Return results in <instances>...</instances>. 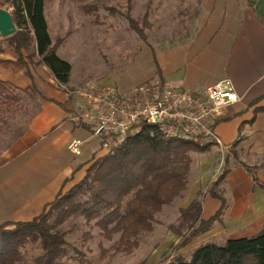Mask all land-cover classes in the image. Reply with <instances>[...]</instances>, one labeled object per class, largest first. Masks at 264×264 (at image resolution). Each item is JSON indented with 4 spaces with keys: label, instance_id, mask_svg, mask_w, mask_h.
Returning <instances> with one entry per match:
<instances>
[{
    "label": "crops",
    "instance_id": "obj_1",
    "mask_svg": "<svg viewBox=\"0 0 264 264\" xmlns=\"http://www.w3.org/2000/svg\"><path fill=\"white\" fill-rule=\"evenodd\" d=\"M58 11L55 25L62 31ZM199 21L197 37L160 50L154 57L156 65L143 79L158 76L165 87L190 88L231 80L240 100L210 119L209 125L216 122L213 132L221 142L214 140L210 152L229 156L230 172L222 184L227 201L224 227L240 228L237 234L245 228L254 235L264 227V100L253 103L264 95V0H200ZM63 44L57 47L60 56ZM2 47L0 59H17L6 43ZM30 70L33 84L49 100L21 91L19 108L0 111L7 115L0 116V124L13 130L0 147V224L30 221L40 215L62 189L84 177L89 162L105 154V150L99 151L100 137L74 119L77 97L73 90L77 85L71 80L68 85L59 83L45 65ZM28 76L25 68L0 69V80L21 89L31 86ZM21 110L22 117H18ZM74 138L83 141L81 155L68 149ZM221 205L219 199L206 195L204 217L212 216Z\"/></svg>",
    "mask_w": 264,
    "mask_h": 264
},
{
    "label": "trees",
    "instance_id": "obj_2",
    "mask_svg": "<svg viewBox=\"0 0 264 264\" xmlns=\"http://www.w3.org/2000/svg\"><path fill=\"white\" fill-rule=\"evenodd\" d=\"M47 5L48 0H0V7L11 8L17 26L13 35H0V49L6 43L18 56L0 59V69L25 68L31 76V66L45 65L59 83L66 85L71 79L72 64L57 53L61 41L52 42ZM132 25L143 35L133 20ZM32 46L35 50H31ZM26 90L49 100L35 84L21 89L0 80V111L13 106L17 109L20 92ZM262 100L264 95L253 103ZM215 124L210 125L212 130ZM202 135L187 140L171 139L158 126L137 124L125 143L89 162L84 177L71 188L62 189L40 215L30 221L0 224V264H69L74 258L83 260L81 254L71 256L75 248L59 229L71 217L83 218L89 224L95 221L105 238L119 236L113 249L126 255L133 253L140 246V236L153 232L155 215L187 189L192 153L207 152L216 144L211 138L202 144ZM229 163L227 155L223 172L208 189L212 197L222 202L216 213L208 218L203 216V191H198L189 206L181 209L179 221L170 225L181 238L175 252L211 230L216 222H223L226 199L218 186L230 172ZM28 245L40 249V253L31 254ZM166 264H264V230L249 237L229 239L222 245L203 243L190 258L178 253Z\"/></svg>",
    "mask_w": 264,
    "mask_h": 264
},
{
    "label": "rangeland",
    "instance_id": "obj_3",
    "mask_svg": "<svg viewBox=\"0 0 264 264\" xmlns=\"http://www.w3.org/2000/svg\"><path fill=\"white\" fill-rule=\"evenodd\" d=\"M56 10L61 15L62 31L55 25ZM47 15L51 19L55 42L64 41L65 47L60 54L72 64L70 80L71 84L77 85L74 89L88 83L113 85L124 97H128L139 84L158 79V76L146 79L143 76L153 70L156 65L154 57L160 50L197 37L200 0H48ZM132 20L143 35L132 28ZM30 79L33 86L34 79ZM20 94L22 105L23 95ZM16 107L19 108V105ZM2 115L4 118L7 116L6 112L0 113ZM12 131L7 125L0 124V147L8 142ZM209 139L203 134L200 142L205 145ZM99 151L104 150L100 148ZM211 152L192 153L187 189L155 215L153 232L142 234L139 248L131 254L126 255L112 248L118 235L107 239L95 226V221L89 224L83 218L71 217L59 229L65 232L66 239L76 249H72L71 256L81 254L83 260L74 258L69 264H166L178 253L190 258L193 250L203 243L222 245L229 239L252 236L254 232L251 230L246 232L242 228V234H237L240 228L227 230L223 222L215 223L209 232L175 252L181 238L170 229V225L179 221L181 209L189 206L198 191H203V198L211 196L208 189L224 170L226 154ZM223 183L218 186L222 193ZM191 194L194 196L190 199ZM262 230L264 227L258 232ZM27 249L34 255L40 253V249H32L30 245Z\"/></svg>",
    "mask_w": 264,
    "mask_h": 264
},
{
    "label": "built area",
    "instance_id": "obj_4",
    "mask_svg": "<svg viewBox=\"0 0 264 264\" xmlns=\"http://www.w3.org/2000/svg\"><path fill=\"white\" fill-rule=\"evenodd\" d=\"M74 94L77 97L74 119L100 137L105 152L125 143L141 122L158 126L166 138L187 140L205 134L220 144L210 128V119L224 106L240 100L229 79L203 88L165 87L155 79L139 84L128 97L113 85L88 83L75 89ZM82 144V140L74 138L68 149L81 155Z\"/></svg>",
    "mask_w": 264,
    "mask_h": 264
},
{
    "label": "water",
    "instance_id": "obj_5",
    "mask_svg": "<svg viewBox=\"0 0 264 264\" xmlns=\"http://www.w3.org/2000/svg\"><path fill=\"white\" fill-rule=\"evenodd\" d=\"M17 31L10 9L0 7V35L3 38L13 35Z\"/></svg>",
    "mask_w": 264,
    "mask_h": 264
}]
</instances>
